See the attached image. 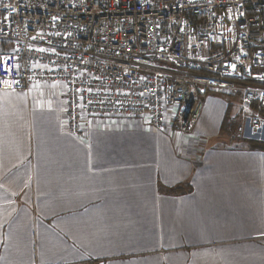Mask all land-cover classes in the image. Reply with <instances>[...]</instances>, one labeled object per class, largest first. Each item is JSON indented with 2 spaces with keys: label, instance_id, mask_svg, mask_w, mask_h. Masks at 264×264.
I'll use <instances>...</instances> for the list:
<instances>
[{
  "label": "crops",
  "instance_id": "0c3cea01",
  "mask_svg": "<svg viewBox=\"0 0 264 264\" xmlns=\"http://www.w3.org/2000/svg\"><path fill=\"white\" fill-rule=\"evenodd\" d=\"M65 90L0 89V264H264L254 103L207 93L190 134L83 115L75 136Z\"/></svg>",
  "mask_w": 264,
  "mask_h": 264
},
{
  "label": "built area",
  "instance_id": "2783aa9c",
  "mask_svg": "<svg viewBox=\"0 0 264 264\" xmlns=\"http://www.w3.org/2000/svg\"><path fill=\"white\" fill-rule=\"evenodd\" d=\"M0 45V89L64 82L75 136L83 115L190 134L207 93L264 124V0H0Z\"/></svg>",
  "mask_w": 264,
  "mask_h": 264
},
{
  "label": "rangeland",
  "instance_id": "374dc122",
  "mask_svg": "<svg viewBox=\"0 0 264 264\" xmlns=\"http://www.w3.org/2000/svg\"><path fill=\"white\" fill-rule=\"evenodd\" d=\"M207 97V96H206ZM244 118V117H243ZM242 118V119H243ZM244 120V119H243ZM237 122H239V124H241L243 121L242 120H240V119H238V121ZM235 124H234V127L233 128H227L228 129V131H226V132H224L223 134H221L222 136L221 137H219L218 139H219V141L221 142V143H230L229 142V140L231 139H234V142H236L237 141V139L240 137V136H242V133L240 132V128H237V127H235L236 126V122H234ZM238 124V127L240 126ZM233 129V130H232ZM247 140H249V139H247Z\"/></svg>",
  "mask_w": 264,
  "mask_h": 264
},
{
  "label": "trees",
  "instance_id": "16d2710c",
  "mask_svg": "<svg viewBox=\"0 0 264 264\" xmlns=\"http://www.w3.org/2000/svg\"><path fill=\"white\" fill-rule=\"evenodd\" d=\"M254 107H256V106L254 105ZM260 115H261V117L264 118V110L260 112ZM248 145H249V148L252 150H263L264 151V142H259L257 140H249ZM185 189L186 188H183L181 186H176V187L170 188L167 192L169 194L185 193L186 192ZM189 190H190V188H189Z\"/></svg>",
  "mask_w": 264,
  "mask_h": 264
},
{
  "label": "water",
  "instance_id": "95a60500",
  "mask_svg": "<svg viewBox=\"0 0 264 264\" xmlns=\"http://www.w3.org/2000/svg\"><path fill=\"white\" fill-rule=\"evenodd\" d=\"M199 92H200L201 94H204V90H203V89H200Z\"/></svg>",
  "mask_w": 264,
  "mask_h": 264
}]
</instances>
